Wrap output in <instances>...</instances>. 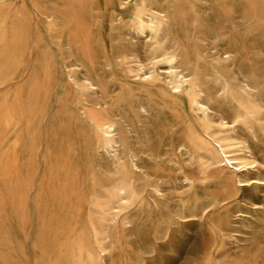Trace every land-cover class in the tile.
Masks as SVG:
<instances>
[{
	"label": "rangeland",
	"instance_id": "374dc122",
	"mask_svg": "<svg viewBox=\"0 0 264 264\" xmlns=\"http://www.w3.org/2000/svg\"><path fill=\"white\" fill-rule=\"evenodd\" d=\"M134 1L0 0V264H82L97 254L98 241L110 253L97 264H264V0H143L168 15L167 49L178 48L200 68L205 58L208 69L198 78L207 116L186 94L127 72L131 61L164 52L146 45L136 26L130 31ZM224 50L235 58L229 80L242 91L253 88L241 102L204 74ZM73 65L98 86L87 99L69 77ZM36 82L49 93L42 120L31 113ZM21 91L27 118L19 108L7 126L5 104ZM59 97L75 124L81 106L121 122L126 167L142 185L139 200L124 208L130 222H104L96 235L91 166L80 155L63 164L47 153L45 139L58 147L67 136L57 118ZM222 119L241 151L258 160L241 176L216 166L214 148L190 141L218 131ZM103 162L101 171L112 173Z\"/></svg>",
	"mask_w": 264,
	"mask_h": 264
},
{
	"label": "bare ground",
	"instance_id": "6f19581e",
	"mask_svg": "<svg viewBox=\"0 0 264 264\" xmlns=\"http://www.w3.org/2000/svg\"><path fill=\"white\" fill-rule=\"evenodd\" d=\"M133 7L132 25L129 26L130 31L133 30L132 26H136L138 35L143 38L146 45L155 51L163 49L164 52L156 57L150 58L148 62H144L141 59L131 61L126 67L127 72L135 80L153 83L163 82L177 96L183 93L186 94L191 104L197 106L207 116L210 107L202 97L203 90L201 89V82L198 78L200 74H203L208 69L205 58H201V64L203 63L202 68L197 63H194V65H191L190 62L186 63L182 51L178 50V48L167 49L165 47L169 36L168 15L145 4L143 0H135ZM262 13L263 10L261 9L260 14ZM129 38L132 39V36L130 35ZM234 60V55L228 50L222 51L221 54H214L210 67L212 73L204 74L214 75L217 81H222L223 91L241 102L245 98V93L251 95L249 90H253V88L246 84L244 91H242L240 87H237L229 80V74ZM160 64H165V67L160 66ZM80 72V66L73 65L69 69L68 74L70 79L78 85L81 95L87 99L90 92L96 93L98 86L87 75H84L82 78L79 77ZM38 85L39 82L34 84L31 113L34 118L42 120L48 112L46 105L48 103L49 93L39 91ZM125 94H120L118 98L120 100L126 99ZM25 99L26 97L23 91H21L15 98V101H7L4 107V123L7 126L14 122L18 115L17 109L19 108L20 119L24 120L27 118ZM56 102L58 105L57 118L62 120L67 136L58 147L53 146L49 143L48 139H45L47 142V153H55L54 156L56 155L57 159L63 164H66L69 159H75L80 155L91 166L92 187L88 196L91 205L89 222L93 232L96 235L101 234L103 232L104 222H108L109 225H115L121 221L130 222L129 216L124 213V208L139 200L142 193V185L126 167L127 140L121 122L105 116L101 110L85 109V107L81 106L80 115L75 124L67 99L65 97H59L56 99ZM140 107L143 112L148 111L146 104L141 103ZM218 127V131L214 133L207 132L205 138L200 139L191 136V143L198 147H201V143H203L207 150L214 148L217 152L216 166L220 169H229L236 175L241 176L250 170V168L258 166V160L250 151H248L249 154L242 152L241 145L232 136L227 134L228 131L233 129V126L228 121L222 119ZM78 135L83 140L82 146L79 145ZM41 148L42 143L37 144V151H41ZM130 152V156L136 164L137 154L132 151ZM103 161L107 163L112 173L110 171H101L104 168ZM29 171L31 172L32 169ZM30 174V177L23 187V189L28 191V195H30L31 190L35 187V179L33 178L32 172ZM238 181L244 184L242 180L239 179ZM106 237L110 236L107 235ZM108 252L109 247L102 241H98L97 254L95 256H89L82 264H97L105 258Z\"/></svg>",
	"mask_w": 264,
	"mask_h": 264
}]
</instances>
